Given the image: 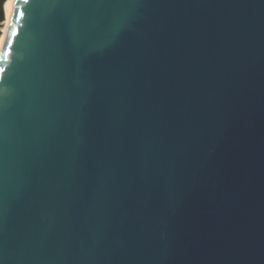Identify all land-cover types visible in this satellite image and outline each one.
<instances>
[{"label": "water", "instance_id": "water-1", "mask_svg": "<svg viewBox=\"0 0 264 264\" xmlns=\"http://www.w3.org/2000/svg\"><path fill=\"white\" fill-rule=\"evenodd\" d=\"M0 68V264H264V0H15Z\"/></svg>", "mask_w": 264, "mask_h": 264}, {"label": "bare ground", "instance_id": "bare-ground-1", "mask_svg": "<svg viewBox=\"0 0 264 264\" xmlns=\"http://www.w3.org/2000/svg\"><path fill=\"white\" fill-rule=\"evenodd\" d=\"M14 2H15V0H5L4 1L3 7H4V11H5V16L2 19V21L0 22V26L2 27V32L0 33V43H1V40L3 38L4 31L6 29V25L8 23V19L10 17Z\"/></svg>", "mask_w": 264, "mask_h": 264}, {"label": "snow or ice", "instance_id": "snow-or-ice-1", "mask_svg": "<svg viewBox=\"0 0 264 264\" xmlns=\"http://www.w3.org/2000/svg\"><path fill=\"white\" fill-rule=\"evenodd\" d=\"M28 2H29V0H23L24 4H27ZM13 34H15V33H13ZM9 43H10V41H9ZM2 71H4V69L0 68V72H2Z\"/></svg>", "mask_w": 264, "mask_h": 264}]
</instances>
